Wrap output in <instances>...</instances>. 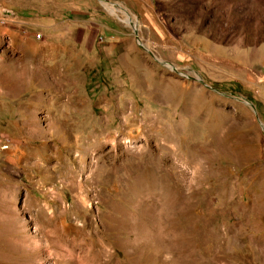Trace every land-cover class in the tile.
Returning a JSON list of instances; mask_svg holds the SVG:
<instances>
[{"label": "rangeland", "instance_id": "obj_1", "mask_svg": "<svg viewBox=\"0 0 264 264\" xmlns=\"http://www.w3.org/2000/svg\"><path fill=\"white\" fill-rule=\"evenodd\" d=\"M259 122L264 0H0V264H264Z\"/></svg>", "mask_w": 264, "mask_h": 264}, {"label": "water", "instance_id": "obj_2", "mask_svg": "<svg viewBox=\"0 0 264 264\" xmlns=\"http://www.w3.org/2000/svg\"><path fill=\"white\" fill-rule=\"evenodd\" d=\"M124 11V10H123ZM125 12V14H127L126 13V11H124ZM130 25V24H129ZM133 31H134V33H135V40H136V42H137V44L139 45V47L143 50V51H145L146 53H148L155 61H157L159 64H161V65H163V66H165V65H169V64H167V63H165V62H163V61H160V60H157L154 56H153V54L151 53V52H149V50L143 45V44H141V41L139 40V38H138V36H137V34H136V31H135V28H133ZM171 71H174L175 73H177V74H179V75H181V76H183L181 73H179V71L176 69V68H174L173 66H172V68L170 69ZM183 77H186L187 78V76H183ZM195 81H197V82H199L203 87H205V88H207V89H210V90H212L209 86H207L200 78H195L194 79ZM234 100H236L237 102H239V103H241V104H243V105H246V106H249L254 112H255V110H254V107L245 99V98H236V99H234ZM259 125H260V127L264 130V125L263 124H261L260 122H259Z\"/></svg>", "mask_w": 264, "mask_h": 264}, {"label": "bare ground", "instance_id": "obj_3", "mask_svg": "<svg viewBox=\"0 0 264 264\" xmlns=\"http://www.w3.org/2000/svg\"><path fill=\"white\" fill-rule=\"evenodd\" d=\"M142 44V43H141ZM165 66H167V65H165ZM22 240V239H21ZM23 241H24V239H23ZM13 243V242H12ZM22 243V242H21ZM17 245L19 244V243H16ZM23 245V244H22ZM21 247V246H20ZM17 250H18V248H16ZM15 249V250H16ZM20 249V248H19ZM19 252V251H18ZM17 251H16V253H18Z\"/></svg>", "mask_w": 264, "mask_h": 264}]
</instances>
